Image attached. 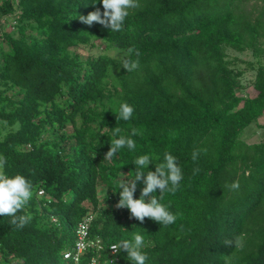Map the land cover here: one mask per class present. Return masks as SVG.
<instances>
[{"label": "trees", "instance_id": "16d2710c", "mask_svg": "<svg viewBox=\"0 0 264 264\" xmlns=\"http://www.w3.org/2000/svg\"><path fill=\"white\" fill-rule=\"evenodd\" d=\"M139 5L111 32L79 19L103 11L100 0H0L10 27L0 30V155L7 176L33 185L17 213L29 223L17 228L0 216V264H73L60 251L85 214L87 239L110 264H131L124 251L108 249L133 233L144 237L145 264H264V141L241 138L251 124L264 128L257 122L264 120V0ZM96 41L103 49L96 54L73 49ZM224 47L249 51L252 95L241 93L242 69ZM111 48L122 54L105 53ZM125 60L139 67L127 72ZM123 103L134 108L128 121L117 120ZM117 127L136 147L104 159ZM133 128L141 134L132 136ZM194 150H201L196 161ZM165 153L183 179L160 202L179 216L168 227L149 218L141 224L116 207L117 182L134 179L139 156L149 155L145 172L155 171ZM234 181L238 190L228 187ZM142 188L137 182L134 198ZM237 236L241 249L224 243ZM95 251L85 250L79 264Z\"/></svg>", "mask_w": 264, "mask_h": 264}, {"label": "clouds", "instance_id": "9594fccd", "mask_svg": "<svg viewBox=\"0 0 264 264\" xmlns=\"http://www.w3.org/2000/svg\"><path fill=\"white\" fill-rule=\"evenodd\" d=\"M103 11L96 8L95 11L90 12L87 16H79L82 23L92 26L93 23H98L111 32H119L123 29L125 19L129 16L130 10L138 8L139 0H100ZM96 3V2H95ZM94 3V4H95ZM2 20V19H0ZM134 49H129L131 53ZM139 56L138 50L136 51ZM122 67L127 72L135 71L139 67V60L131 61L125 60ZM134 108L128 103L120 105L117 114V120L122 119L128 121L132 118ZM121 132L120 128H115L113 137H116ZM141 133L133 128L132 136L140 135ZM127 147L129 150H134L136 147L135 141L127 136L119 135V138H113L108 152L104 159H112L117 156V153ZM28 148V145H25ZM201 150H194L192 153V160L196 161ZM152 158L149 155H141L134 160L135 177L132 180H120L117 182L119 189V201L116 204L117 208H127L130 211V218L138 220L141 224L145 222V218H149L163 227L172 225L177 220L179 214H174L168 210L160 201L163 200L165 193H175L183 179L181 167L177 163L175 156L170 153L164 154V162L158 163L155 166V171H146ZM7 160L0 155V216L12 217L11 223L17 228H23L31 220L30 215H19L18 212L23 211L25 206L33 197V185L22 175H15L13 177L7 176L3 169ZM137 182L143 184L138 199L134 198L137 191ZM231 190H238L240 185L238 181H234L228 185ZM159 190V196L156 195ZM88 240V239H87ZM89 241V240H88ZM224 243L229 246H234L241 249L243 246L242 236H237L234 240H225ZM73 241L68 247H64L61 251V258L69 260L73 264H79V257L88 248H94L96 251L91 254L86 264H88L91 257H95L96 264H110L108 255L99 257L97 254L98 248L92 245L86 246L78 253L77 260L63 257V252L71 249ZM145 247L144 237L139 233H133V240H124L119 244L112 246L113 253H119L121 250L127 254V258L131 264H145L147 254L142 251ZM108 254H110L108 252ZM113 260V259H112Z\"/></svg>", "mask_w": 264, "mask_h": 264}, {"label": "rangeland", "instance_id": "374dc122", "mask_svg": "<svg viewBox=\"0 0 264 264\" xmlns=\"http://www.w3.org/2000/svg\"><path fill=\"white\" fill-rule=\"evenodd\" d=\"M10 22V21H9ZM9 23L7 19H2L0 20V30H9ZM98 44V42H95ZM92 46V47H87V46H77L74 47V51L77 52L81 57L86 56L87 54H96L99 51H102L101 49L102 45L99 46ZM6 47L4 43L0 42V48ZM105 53H107L110 56H113L114 54L116 56H120L122 54V51L116 49V48H111L110 50H104ZM224 52L226 54V58L236 66H238L239 69H242V73L240 75V81H241V93H247L249 95H252L254 93L252 87H251V80L253 78V70L247 69L246 61L251 60V55L249 51L243 50V51H236L232 48L229 47H224ZM257 122L262 124L264 120L262 117L257 118ZM70 129V126H67V130ZM241 138L244 139L246 142H256V141H264V128L257 127L254 124L249 125L244 129V131L241 134ZM99 190V188H98ZM98 197L99 201L101 203H104L103 200L101 199V191L98 192Z\"/></svg>", "mask_w": 264, "mask_h": 264}, {"label": "built area", "instance_id": "2783aa9c", "mask_svg": "<svg viewBox=\"0 0 264 264\" xmlns=\"http://www.w3.org/2000/svg\"><path fill=\"white\" fill-rule=\"evenodd\" d=\"M38 194H42V190L39 189L37 191ZM91 221V214H85L76 224L75 230H74V241L73 246L71 249L63 252V257L65 258H71L72 260L76 261L78 257V253L83 250L86 246L92 245L95 248H99L98 241H91L87 240V227ZM113 246L110 245L108 252L110 254H113V250L111 249ZM88 264H96L95 257H91Z\"/></svg>", "mask_w": 264, "mask_h": 264}]
</instances>
